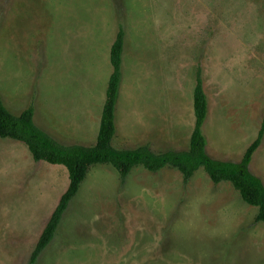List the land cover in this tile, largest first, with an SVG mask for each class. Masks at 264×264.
<instances>
[{"label":"rangeland","instance_id":"obj_1","mask_svg":"<svg viewBox=\"0 0 264 264\" xmlns=\"http://www.w3.org/2000/svg\"><path fill=\"white\" fill-rule=\"evenodd\" d=\"M125 32L117 149L186 151L201 70L211 159L239 162L264 116V0H0V101L62 145H94ZM264 186V137L249 166ZM69 184L0 139V264H29ZM230 183L201 169L88 173L36 264H264V223Z\"/></svg>","mask_w":264,"mask_h":264},{"label":"trees","instance_id":"obj_2","mask_svg":"<svg viewBox=\"0 0 264 264\" xmlns=\"http://www.w3.org/2000/svg\"><path fill=\"white\" fill-rule=\"evenodd\" d=\"M124 43L125 33L120 27L110 48L112 72L108 80L98 134L92 146L62 145L34 123L32 107L14 115L0 101V139L21 143L26 146L35 162L62 166L68 173V188L43 229L29 264H36L39 256L54 240L69 204L78 194L89 171L96 165L111 166L119 174L122 183H125L137 167L151 173H158L165 168L175 170L182 175L184 184L191 181L196 172L202 169L214 185L230 183L245 204L258 209L254 222L264 223V186L249 172L253 155L262 142L264 121L256 140L248 147L239 163L211 159L206 153V139L202 131L207 117L208 101L200 71L197 72L193 96L195 125L186 151L155 153L147 145L135 149H117L113 146Z\"/></svg>","mask_w":264,"mask_h":264},{"label":"crops","instance_id":"obj_3","mask_svg":"<svg viewBox=\"0 0 264 264\" xmlns=\"http://www.w3.org/2000/svg\"><path fill=\"white\" fill-rule=\"evenodd\" d=\"M122 28V27H121ZM120 29V28H119ZM119 29H118V31H119ZM123 29V28H122ZM124 30V29H123ZM118 33V32H117ZM125 33V32H124ZM116 37V36H115ZM115 40V39H114ZM114 42V41H113ZM113 44V43H112ZM124 47H125V43H124ZM123 55H124V48H123V53H122V57H123ZM109 63H110V54H109ZM110 66H111V64H110ZM198 71H200V73H201V70L199 69V70H197L196 71V73H195V84H196V77H197V72ZM111 72H112V67H111ZM111 75V74H110ZM110 77V76H109ZM109 80V79H108ZM201 80H202V76H201ZM121 83H122V64H121ZM195 84H194V88H195ZM107 85H108V83H107ZM202 86H203V90H204V93H205V95H206V92H205V89H204V85H203V80H202ZM194 88H193V94H192V96H194ZM120 89H121V84H120ZM120 89H119V93H120ZM106 90H107V87H106ZM119 95V94H118ZM207 96V95H206ZM207 98V97H206ZM105 101V100H104ZM116 108H117V105H116ZM193 113H194V109H193ZM100 118H101V116H100ZM207 118H208V112H207V117H206V120H207ZM194 120H195V117H194ZM206 120H205V122H204V125H205V123H206ZM263 121H264V116H263V119H262V123H263ZM262 123H261V126H262ZM99 124H100V121H99ZM115 125H116V114H115ZM194 125H195V121H194ZM194 125H193V129H194ZM204 125H203V128H204ZM203 128H202V131H203ZM99 129V128H98ZM193 129H192V131H191V135H192V132H193ZM260 130H261V127H260ZM259 130V131H260ZM116 131H117V128H116ZM259 133V132H258ZM98 134V133H97ZM191 135H190V137H191ZM203 135H204V132H203ZM257 136H258V134H257ZM257 136H256V138H257ZM204 137H205V139H206V136L204 135ZM263 137H264V134H263ZM256 138L249 144V146L256 140ZM262 140H263V138H262ZM189 142H190V140H189ZM262 143V142H261ZM248 146V147H249ZM261 146V145H260ZM188 147H189V145H188ZM248 147L245 149V152H246V150L248 149ZM206 148H207V139H206ZM258 150V149H257ZM245 152L243 153V155H242V157L244 156V154H245ZM257 152V151H256ZM255 152V153H256ZM255 155V154H254ZM254 155H253V157H254ZM242 157H241V159H242ZM241 159H240V161H241ZM253 159V158H252ZM216 161H219V160H216ZM239 161V162H240ZM220 162H226V161H220ZM238 162V163H239ZM252 162V161H251ZM227 163H237V162H227ZM251 164V163H250Z\"/></svg>","mask_w":264,"mask_h":264}]
</instances>
